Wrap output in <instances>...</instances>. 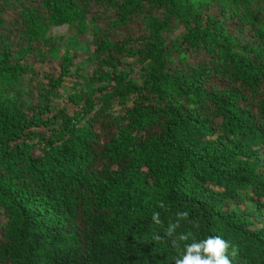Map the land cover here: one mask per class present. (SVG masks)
<instances>
[{
	"label": "trees",
	"instance_id": "trees-1",
	"mask_svg": "<svg viewBox=\"0 0 264 264\" xmlns=\"http://www.w3.org/2000/svg\"><path fill=\"white\" fill-rule=\"evenodd\" d=\"M189 231L264 264V0H0V264H174Z\"/></svg>",
	"mask_w": 264,
	"mask_h": 264
},
{
	"label": "clouds",
	"instance_id": "clouds-1",
	"mask_svg": "<svg viewBox=\"0 0 264 264\" xmlns=\"http://www.w3.org/2000/svg\"><path fill=\"white\" fill-rule=\"evenodd\" d=\"M159 206L164 207L163 204ZM187 216V212L179 213L177 221L167 226L166 235L174 237L180 219H186ZM151 220L156 225L162 223L158 212L152 214ZM176 239L179 243H175V240L174 243L179 255L174 258V264H231L227 255L229 242L220 236L197 238L193 232L189 231L180 234Z\"/></svg>",
	"mask_w": 264,
	"mask_h": 264
},
{
	"label": "rangeland",
	"instance_id": "rangeland-1",
	"mask_svg": "<svg viewBox=\"0 0 264 264\" xmlns=\"http://www.w3.org/2000/svg\"><path fill=\"white\" fill-rule=\"evenodd\" d=\"M66 31H67V29L64 26H61V27H57V28L52 29V33L55 34V35L64 34V33H66ZM86 36L87 37H90L89 35H86ZM85 37L80 36V40L82 41ZM55 65H56V63H55ZM46 69L48 71L53 72L54 74H57V72H58V70L55 69L54 66H52V67L51 66H46Z\"/></svg>",
	"mask_w": 264,
	"mask_h": 264
}]
</instances>
